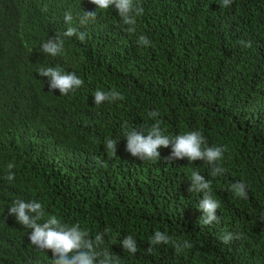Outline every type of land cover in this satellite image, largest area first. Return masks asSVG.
I'll use <instances>...</instances> for the list:
<instances>
[{
	"label": "trees",
	"instance_id": "1",
	"mask_svg": "<svg viewBox=\"0 0 264 264\" xmlns=\"http://www.w3.org/2000/svg\"><path fill=\"white\" fill-rule=\"evenodd\" d=\"M133 2L144 9L134 33L114 6L98 9L101 21L84 41L65 38L64 54L52 57L40 48L26 61L19 57L14 7L42 14L56 3L63 21L70 11L92 12V0H0V167L10 149L16 162H28L11 182L0 174V264H52L48 250L32 257L12 251L31 232L8 213L17 199L41 202L45 218L79 222L93 239L109 228L101 249L119 264H264V0H232L227 7L222 0ZM141 35L150 46L138 44ZM41 67L75 72L84 81L70 92L78 111L56 107L68 126L50 124L52 97L32 85L45 78ZM112 89L123 99L94 104L97 90ZM152 110L159 115L149 116ZM157 120L165 135L198 130L209 146L227 145L218 162L225 171L213 176V165L203 160L168 161L171 147L161 148L158 161H142L125 150L123 126L111 138L117 153L105 150L114 125L146 132ZM41 153L45 170L36 165ZM193 171L211 180L219 223L203 224V193L188 190ZM238 181L247 199L232 190ZM157 230L192 247L177 252L173 243L160 244L149 253ZM227 233L239 238L224 244ZM129 235L139 246L135 254L121 245ZM15 254L23 258L18 262Z\"/></svg>",
	"mask_w": 264,
	"mask_h": 264
},
{
	"label": "clouds",
	"instance_id": "2",
	"mask_svg": "<svg viewBox=\"0 0 264 264\" xmlns=\"http://www.w3.org/2000/svg\"><path fill=\"white\" fill-rule=\"evenodd\" d=\"M231 3L232 0H222L221 6L227 7ZM90 5L92 12L85 11L80 17L70 11L65 13L63 21L59 16L60 7L56 3L46 8L42 14L26 6L14 7L12 25L22 44L19 57L31 61L32 55L40 48L43 53L52 57L64 54L65 38L72 39L76 36L78 40L84 41L85 36L98 26L101 21V15H97L98 9H108L114 6L122 23L128 26L127 31L129 33L136 31V17L141 16L144 11L142 6L134 5L133 0H92ZM138 44L147 47L151 45V41L146 36L141 35L138 38ZM241 44L244 47H251L250 41H241ZM37 72L45 78L38 83L32 82V85L39 93L43 94L42 97H52L53 108L50 113V124H54L55 127L68 126L70 121L63 113L56 114V107L66 109L65 103L71 108V111H78V109H73V98L70 92L79 89L84 84L83 79L78 77L75 72H64L59 67H41ZM67 96L68 98H66ZM119 99H123V95L115 89L107 92L97 90L94 93V104L96 105ZM158 115L157 110L149 112L151 117ZM160 125L161 121L157 120L145 132L144 129L131 128V125L129 127L116 124L112 127L109 138H105V150L109 154L117 153L118 141L111 138L118 135L119 126H123L125 127L124 137L127 142L125 150L142 161H158L161 159V148L171 147L170 154L165 157L168 161L184 158H187L189 162L203 160L205 163L213 165V176L225 171L218 162L222 160L227 145L209 146L207 139L198 130L171 137L164 134ZM41 137L38 138L45 140V137ZM12 153H16V151L10 149L2 154L6 163L5 166L0 167V174H8L5 178L9 182L13 181L15 176L24 175L22 171H25V165L28 163L22 164L23 160L16 162L17 158L7 155ZM41 155L42 161L36 165H39V169L45 170L44 167L48 166L46 164L47 158L42 153ZM190 181L188 189L190 192L203 193V199L199 202V208L203 211V224L219 223L220 217L217 215V210L220 203L211 195V180L206 179L198 171H193ZM231 188L235 195L247 199V187L243 181L234 183ZM8 213L14 215L16 221L21 225L31 229L29 235H25L24 242L21 240L12 248L13 252L15 248L19 249L23 257H29V254L32 257L35 254L38 255L40 250H48L52 253V264H119V261L113 257L107 248L101 249V245L105 242V235L111 231L109 228H105L103 233H97L93 239L87 229L81 228L79 222L69 225L57 215H49L45 218V209L42 203L36 200L17 199L8 208ZM2 225L4 229L8 230L10 223ZM234 238L238 239L239 237H234L232 233L220 237L224 244H228ZM148 242L147 251L149 253L153 251L154 246L160 244L173 243L177 252L192 247L188 241H184L183 244L173 242L172 237L159 230L155 231ZM121 245L124 250L132 254H135L139 248L137 240L131 235L126 236L121 241ZM15 257L18 262L23 258L17 254Z\"/></svg>",
	"mask_w": 264,
	"mask_h": 264
}]
</instances>
